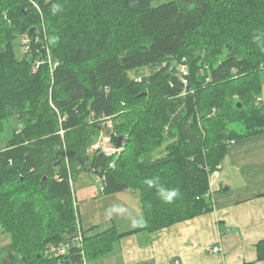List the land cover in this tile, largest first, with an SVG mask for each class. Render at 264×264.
I'll return each instance as SVG.
<instances>
[{
  "label": "trees",
  "instance_id": "16d2710c",
  "mask_svg": "<svg viewBox=\"0 0 264 264\" xmlns=\"http://www.w3.org/2000/svg\"><path fill=\"white\" fill-rule=\"evenodd\" d=\"M263 73L264 0H0V264H96L126 236L212 212L230 143L264 132ZM109 122L115 153H90ZM87 166L102 195L140 193L144 225L83 227ZM256 249L242 264L264 261Z\"/></svg>",
  "mask_w": 264,
  "mask_h": 264
},
{
  "label": "crops",
  "instance_id": "0c3cea01",
  "mask_svg": "<svg viewBox=\"0 0 264 264\" xmlns=\"http://www.w3.org/2000/svg\"><path fill=\"white\" fill-rule=\"evenodd\" d=\"M259 101L264 108V84ZM211 190L212 212L154 233L126 236L112 254L96 264H175L174 260H179V264H242L255 261L257 243L264 240V132L230 143L219 175L212 178ZM130 191L124 192L132 198L140 197L138 192ZM122 193L104 196L116 198ZM120 211H132V208L122 202ZM81 220L86 228L82 215ZM109 222L106 228L113 225L112 219ZM215 246L220 248L219 252L212 251ZM257 264H264V261Z\"/></svg>",
  "mask_w": 264,
  "mask_h": 264
},
{
  "label": "rangeland",
  "instance_id": "374dc122",
  "mask_svg": "<svg viewBox=\"0 0 264 264\" xmlns=\"http://www.w3.org/2000/svg\"><path fill=\"white\" fill-rule=\"evenodd\" d=\"M25 42H28V40L23 39V43ZM20 50L21 54H23L26 48L23 46L20 48ZM148 73V69H143L137 72V74L134 73V76H138V78H140L141 76ZM8 124V128L12 129L20 125V122L19 120L14 119L13 122ZM112 134V124L110 122L104 124L102 126L101 133L90 153H93V151L99 148H102L103 150L112 149ZM3 135L4 139L2 144L7 141L10 133L6 134L5 132ZM211 176L210 187L212 178L216 177L213 175V173ZM101 186L102 182L95 179L94 176L91 175L89 166L85 167L83 173L75 182V194L80 204V215H82L83 223L86 229L97 225L98 228L103 230L107 227V224H111L109 222L110 219H112L113 225L115 224L120 231H128V229H135L144 225L145 221L140 197L132 198L129 197V193L124 192L116 198H105V196L102 195ZM95 192L97 193V196ZM138 194L140 196L139 192ZM122 202L128 203L132 208V211H125L124 213L126 214L122 213V211H120ZM10 244L11 236L0 229V259H5L7 257V251L9 250ZM174 263H176V260H174Z\"/></svg>",
  "mask_w": 264,
  "mask_h": 264
},
{
  "label": "clouds",
  "instance_id": "9594fccd",
  "mask_svg": "<svg viewBox=\"0 0 264 264\" xmlns=\"http://www.w3.org/2000/svg\"><path fill=\"white\" fill-rule=\"evenodd\" d=\"M149 187H155L156 181L154 180H148L146 181ZM160 195L164 199L166 203H172L175 201V199L180 195L179 189L173 188V189H166L161 187L159 189Z\"/></svg>",
  "mask_w": 264,
  "mask_h": 264
},
{
  "label": "built area",
  "instance_id": "2783aa9c",
  "mask_svg": "<svg viewBox=\"0 0 264 264\" xmlns=\"http://www.w3.org/2000/svg\"><path fill=\"white\" fill-rule=\"evenodd\" d=\"M38 66H36L37 68ZM185 70V69H184ZM184 73L186 74L187 73V70L184 71ZM138 80H141L140 78H138ZM260 100V99H259ZM113 149V148H112ZM222 166L219 165L217 170L213 172V175L217 176L219 175L220 173V170H221ZM212 177V176H211ZM52 251L56 254V256L60 255V254H65L67 252V248L64 247V246H59V247H54L52 249ZM213 252H219L220 251V248L218 246H215L212 250ZM83 264H92V263H89L87 262L86 260H84V263Z\"/></svg>",
  "mask_w": 264,
  "mask_h": 264
},
{
  "label": "water",
  "instance_id": "95a60500",
  "mask_svg": "<svg viewBox=\"0 0 264 264\" xmlns=\"http://www.w3.org/2000/svg\"><path fill=\"white\" fill-rule=\"evenodd\" d=\"M35 31H36V28H35V27L32 28V29L30 30V35L33 36L34 33H35ZM176 65H177V63H174V65H173V67L171 68V70H173V68L176 67ZM171 70H170V71H171ZM127 143H128V139H126V140L124 141V144H123L121 150H119L120 152H122V151L125 149ZM103 153H106V154H109V155H113L115 152H114L113 149H108V150H103ZM93 174H94V171H93ZM46 179H47V177H44V179H43V183H45ZM227 190H228V188H225V191H227ZM175 264H179V260H177Z\"/></svg>",
  "mask_w": 264,
  "mask_h": 264
},
{
  "label": "bare ground",
  "instance_id": "6f19581e",
  "mask_svg": "<svg viewBox=\"0 0 264 264\" xmlns=\"http://www.w3.org/2000/svg\"><path fill=\"white\" fill-rule=\"evenodd\" d=\"M187 74V73H186Z\"/></svg>",
  "mask_w": 264,
  "mask_h": 264
}]
</instances>
